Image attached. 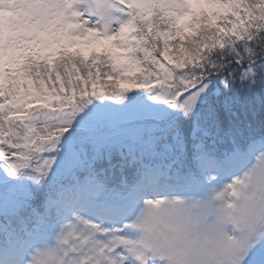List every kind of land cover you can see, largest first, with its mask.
<instances>
[{
    "label": "snow or ice",
    "instance_id": "obj_1",
    "mask_svg": "<svg viewBox=\"0 0 264 264\" xmlns=\"http://www.w3.org/2000/svg\"><path fill=\"white\" fill-rule=\"evenodd\" d=\"M0 264H264V0H0Z\"/></svg>",
    "mask_w": 264,
    "mask_h": 264
}]
</instances>
